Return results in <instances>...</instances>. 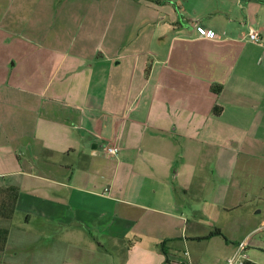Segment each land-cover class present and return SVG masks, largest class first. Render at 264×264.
Masks as SVG:
<instances>
[{
  "label": "crops",
  "instance_id": "1",
  "mask_svg": "<svg viewBox=\"0 0 264 264\" xmlns=\"http://www.w3.org/2000/svg\"><path fill=\"white\" fill-rule=\"evenodd\" d=\"M261 180L264 0H0V264L250 253Z\"/></svg>",
  "mask_w": 264,
  "mask_h": 264
},
{
  "label": "rangeland",
  "instance_id": "2",
  "mask_svg": "<svg viewBox=\"0 0 264 264\" xmlns=\"http://www.w3.org/2000/svg\"><path fill=\"white\" fill-rule=\"evenodd\" d=\"M253 190H257L258 192H260L263 196H264V180H261L260 183H257L255 188ZM192 205H197V203H193ZM250 205H253V207H249V208H243V209H238L233 217H237V216H244L245 214H252L253 217H256V224H259L261 221H264V200L260 201V200H254ZM255 207V208H254ZM256 208H258L257 210L261 211V213H256ZM232 217V218H233ZM226 219V215H223L220 222L222 223L221 226L224 227V229L227 230V228H225L227 225V223L225 222ZM226 225V226H225ZM229 227V226H228ZM260 230L254 235V239L256 241H260L263 243V248H251L250 249V257L257 263V264H264V225L262 224L261 226L259 225ZM227 233V232H226ZM228 235V234H227ZM221 240V241H220ZM224 241V239H223ZM216 243L218 242H222V239H217V241H215ZM229 253H231L229 251L228 248L225 247V245H223V243L221 244H216L213 249H211L208 254L204 255V264H222V262L220 260H223L227 255H229Z\"/></svg>",
  "mask_w": 264,
  "mask_h": 264
},
{
  "label": "built area",
  "instance_id": "3",
  "mask_svg": "<svg viewBox=\"0 0 264 264\" xmlns=\"http://www.w3.org/2000/svg\"><path fill=\"white\" fill-rule=\"evenodd\" d=\"M205 35L207 38H210L212 40H220L222 37L211 30L205 31ZM249 38L252 42L254 43H260L261 42V37L259 32L254 29L252 26H249ZM120 148L117 146H107L105 148V151L107 155L109 156H116L119 152ZM109 189H106L105 192H108ZM260 229H258L259 231ZM248 248H249V239H245L242 242H240L236 250L225 260L221 261L222 264H248L249 262V256H248ZM184 255L187 257L185 260H180L176 264H194L191 255L188 251L184 253Z\"/></svg>",
  "mask_w": 264,
  "mask_h": 264
},
{
  "label": "trees",
  "instance_id": "4",
  "mask_svg": "<svg viewBox=\"0 0 264 264\" xmlns=\"http://www.w3.org/2000/svg\"><path fill=\"white\" fill-rule=\"evenodd\" d=\"M213 91L219 94L222 91L221 86H214ZM218 109L216 108V112ZM18 198V191L15 188H8L4 191L0 192V215L4 216L7 219H11L16 211V201ZM9 230L5 228H0V250H3L7 238H8ZM213 235H220V231L213 233ZM169 240L164 241L160 246L159 249L161 252L166 255V260L164 264H170L169 259L167 258L168 251H167V244Z\"/></svg>",
  "mask_w": 264,
  "mask_h": 264
}]
</instances>
